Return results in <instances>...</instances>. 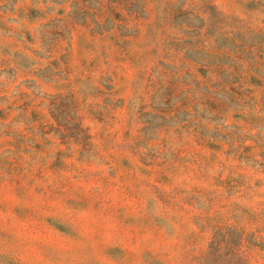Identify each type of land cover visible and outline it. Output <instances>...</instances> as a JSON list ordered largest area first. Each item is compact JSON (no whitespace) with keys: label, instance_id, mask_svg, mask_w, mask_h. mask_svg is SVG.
I'll use <instances>...</instances> for the list:
<instances>
[{"label":"rangeland","instance_id":"obj_1","mask_svg":"<svg viewBox=\"0 0 264 264\" xmlns=\"http://www.w3.org/2000/svg\"><path fill=\"white\" fill-rule=\"evenodd\" d=\"M0 264H264V0H0Z\"/></svg>","mask_w":264,"mask_h":264}]
</instances>
